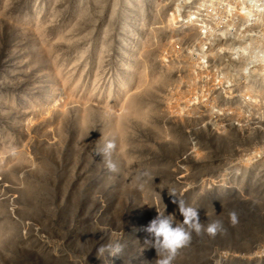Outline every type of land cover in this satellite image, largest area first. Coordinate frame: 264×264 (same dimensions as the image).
Returning <instances> with one entry per match:
<instances>
[{"label":"rangeland","instance_id":"obj_1","mask_svg":"<svg viewBox=\"0 0 264 264\" xmlns=\"http://www.w3.org/2000/svg\"><path fill=\"white\" fill-rule=\"evenodd\" d=\"M169 191L173 264H264V0H0V264H157Z\"/></svg>","mask_w":264,"mask_h":264},{"label":"clouds","instance_id":"obj_2","mask_svg":"<svg viewBox=\"0 0 264 264\" xmlns=\"http://www.w3.org/2000/svg\"><path fill=\"white\" fill-rule=\"evenodd\" d=\"M115 147L113 141H108L103 148H97V154L102 155L107 167L115 170V165L108 158ZM148 174L145 173V176ZM142 186V185H141ZM170 195L178 198L174 191H169ZM179 211L183 216V220L178 222L175 214H165L158 210V215L147 226L146 231L150 234L151 239L146 243H150L158 254L157 264H173V261L182 247L186 246L191 240L192 232L200 234L205 231L208 235L215 236L224 230L223 222L219 219L210 221L205 227L200 221L198 209L185 203L178 198ZM235 222L236 213H230ZM121 245L119 243L101 245L97 249L98 256L107 252L109 255L119 254Z\"/></svg>","mask_w":264,"mask_h":264},{"label":"built area","instance_id":"obj_3","mask_svg":"<svg viewBox=\"0 0 264 264\" xmlns=\"http://www.w3.org/2000/svg\"><path fill=\"white\" fill-rule=\"evenodd\" d=\"M104 258H105V260H108V259H110V260H111V262H114V263H115V262H117V260H113V259H112V257H109V258H108V257H106V256H105ZM115 264H116V263H115Z\"/></svg>","mask_w":264,"mask_h":264},{"label":"trees","instance_id":"obj_4","mask_svg":"<svg viewBox=\"0 0 264 264\" xmlns=\"http://www.w3.org/2000/svg\"><path fill=\"white\" fill-rule=\"evenodd\" d=\"M219 199V198H218Z\"/></svg>","mask_w":264,"mask_h":264}]
</instances>
